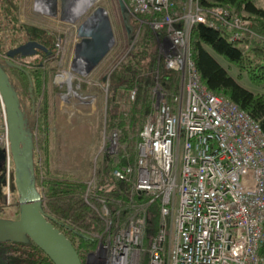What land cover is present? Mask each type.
I'll list each match as a JSON object with an SVG mask.
<instances>
[{
  "label": "built area",
  "instance_id": "built-area-1",
  "mask_svg": "<svg viewBox=\"0 0 264 264\" xmlns=\"http://www.w3.org/2000/svg\"><path fill=\"white\" fill-rule=\"evenodd\" d=\"M120 1L126 14L160 36L159 43L171 39L170 47H162V64L180 75L173 106L152 88L153 106L139 131L135 161L112 169L116 179L130 177L135 190L160 199L162 223L147 264H264L257 252L264 223V134L248 113L200 82L190 58L191 24L214 23L196 0H187L180 13L173 0ZM150 12L158 16L138 17ZM208 12L231 30V40L251 32L246 21L220 6ZM134 94L132 89L128 97ZM116 129L108 130L109 151L117 145ZM0 151L7 194L12 162L1 95ZM140 225L131 221L98 242L102 249L94 248L86 264H136L128 253L139 242Z\"/></svg>",
  "mask_w": 264,
  "mask_h": 264
},
{
  "label": "trees",
  "instance_id": "trees-1",
  "mask_svg": "<svg viewBox=\"0 0 264 264\" xmlns=\"http://www.w3.org/2000/svg\"><path fill=\"white\" fill-rule=\"evenodd\" d=\"M196 1L207 21L214 23V25H208L194 22L189 28L190 58L200 82L212 93L223 96L248 113L258 122L264 134V94L252 92L241 85L217 59V56L223 58L228 67L232 66L237 70L238 76L245 75L251 83L264 88V8L256 7L253 0ZM173 2V8L177 13L184 10L185 0H173ZM19 3L20 0H0V65L7 73L20 103L28 105H26L25 116L32 132L34 177L35 184L42 195L43 209L53 218L52 224L71 242L82 263L85 262L87 253L92 251L98 242L105 241L133 219L140 217L144 222L140 225L139 247L142 248L137 253L135 261L136 264H147L149 246L162 223L160 199L158 197L150 199L149 195L135 190L130 177L116 179L112 174V169L131 165L135 161L139 131L153 106L152 88L157 87L166 97L167 102L174 105V98L178 95L179 72L158 63L156 35L151 29L146 28L142 33V39L130 44L128 51L126 50V57L120 61L121 63L114 65L102 81L106 89L104 91L107 94L109 92V95L112 92L117 94L122 89L126 92L135 90L134 97L128 101L124 117L118 123L111 124L119 131L116 147L108 151L104 144L103 150L98 151L90 178L76 177L70 173L52 172L47 167V146L49 144L47 132L50 128L49 105L51 101L49 95H52L50 92L53 93L55 90L61 92L65 90L55 81L57 64L50 65L51 70L49 71L50 61L42 65L37 63L33 65V61L40 60V58L19 57L23 59V62L31 64V67H22L27 71L31 80V91H28L29 82L26 73L8 64L3 55L9 48L28 40H36L45 46L53 47L56 34L21 22L18 17ZM213 6H220L231 13H237L239 8L242 9L246 13L243 16L251 20V32H245L237 40H231L229 38L231 30L221 25L219 20L208 12ZM157 16L156 12L138 14L141 19ZM126 17L130 27V34L127 37L129 39L138 21L128 14ZM119 43L121 42L117 41V48L116 44L113 47L111 52L113 56L116 55L118 47L122 46ZM56 58L54 51L53 61ZM77 76L81 79L83 77L82 75ZM97 82L100 84V80ZM98 84H92L96 90V97L103 90ZM79 86L84 90L87 84L81 80ZM80 91L78 93H81ZM30 93L33 98V108H31ZM107 102L109 109L113 103L110 99ZM35 148L41 155L37 159ZM2 182L1 178L0 186ZM11 191L14 193L13 186ZM0 199H2L1 191ZM16 213H18V208ZM262 227L263 237L257 246V252L264 260V223ZM74 231L87 235L90 239H83ZM0 264L53 263L27 238L21 242H0Z\"/></svg>",
  "mask_w": 264,
  "mask_h": 264
},
{
  "label": "rangeland",
  "instance_id": "rangeland-1",
  "mask_svg": "<svg viewBox=\"0 0 264 264\" xmlns=\"http://www.w3.org/2000/svg\"><path fill=\"white\" fill-rule=\"evenodd\" d=\"M32 2L33 0H20V10H18V17L21 22L27 20L26 15L30 12V8L27 9V7L25 9V7L28 5V3L29 5H32ZM253 3L256 7L264 8V0H253ZM97 6L102 7L106 11L107 17L111 21L110 25L113 33V42L110 45V50L105 54V57H103L97 66L84 75L80 74V67H75L76 69L71 68L72 43L76 39V26L70 25L69 23L67 24L65 22H62V25L67 27V30L63 31L62 36L57 37L55 41L59 44V48H57L58 50H55L57 61L49 60V71L51 70L50 65L55 66L56 64V72L62 71L61 74L56 77L55 81L59 85H62L65 90L62 91L63 93L60 90H55L53 93L50 92L52 95H49L51 101L49 105L50 128L47 132L49 140V144L47 146V167L50 168L52 172L70 173L76 177L85 179L90 178L95 157L98 154V151L103 150V147L105 146L104 144H106L109 150L111 149L107 145L108 130L117 128L115 126L112 127L111 124L118 123V121L124 117L127 104L130 99L128 97V92L123 89L121 91L119 90L117 94L114 92H112L110 95L109 92L107 94L104 91L106 89L102 85V81L106 78L107 73L113 68V66L126 57V52L128 51L130 44L135 40L142 39V33L147 28L146 26L139 25L137 23L128 39L127 37L128 34H130V27L128 26L127 20H124V14L122 15L118 5V0H92L91 3L86 7V12L88 13V11H92ZM241 10L242 9L239 8L237 13L228 12L230 14L237 15L246 21L247 29L250 30L251 20L248 17L243 16L246 13ZM86 12L83 13L86 14ZM124 16L126 17V13ZM47 24L49 23L47 22ZM159 39L160 36L158 39L156 37L159 54L157 61L162 65V47H167V45L169 46L170 43L167 37L160 40V43ZM117 41H120L121 43L119 44L122 46L118 47L116 55L113 56L111 52L113 51L115 44V47L117 48ZM217 59L221 65L228 69L230 75L234 77L241 85L252 92H261L264 94V88H260L251 83L245 75L238 76L237 70L232 66L228 67L226 61L223 58L217 56ZM77 75H82V79ZM81 80H84L87 84L84 90L79 86ZM98 80H100V84H98ZM95 83L101 85L103 88V90L101 89L102 93H99L98 97H96V90L92 86V84ZM48 89H50L49 85ZM79 91L81 93H78ZM108 99H110L111 103H113L109 109L107 108ZM22 105L25 108L24 104ZM25 105L27 104L25 103ZM109 123L110 125H108ZM117 129L116 131L118 133L119 131ZM35 153H37V156H35L37 159L40 154L36 148ZM1 172L3 181L4 170H2V165ZM9 183H11V179ZM3 184L4 182H2L0 186L2 195V199H0V215L16 218L17 204L15 191L13 193L9 186V191L7 192L9 195L7 197L5 188L2 186ZM135 220L133 219L132 222L136 225L138 223L142 224L143 222V219L140 217L135 218ZM166 230H168L167 225ZM138 241L139 242L137 244H133L134 251H129L128 253V255H132L134 261L137 260V253L142 248L139 247L140 236ZM96 247L97 245L94 248ZM97 248L99 250L102 249L101 247Z\"/></svg>",
  "mask_w": 264,
  "mask_h": 264
},
{
  "label": "water",
  "instance_id": "water-1",
  "mask_svg": "<svg viewBox=\"0 0 264 264\" xmlns=\"http://www.w3.org/2000/svg\"><path fill=\"white\" fill-rule=\"evenodd\" d=\"M35 1V0H34ZM40 1L41 0H36ZM51 6L48 15L60 19L63 11L68 10L69 0H46ZM89 0L87 5L91 3ZM122 15H125L123 4L118 0ZM123 15L124 20L126 17ZM128 30V29H127ZM76 37L73 44L71 68L80 67V74L89 72L106 54L113 42L110 21L105 10L97 6L76 27ZM45 47L36 40H28L6 51L8 57L32 55L36 49ZM8 64L16 66L11 61ZM28 91H31L29 74ZM180 89L182 85L180 83ZM0 95L5 109L9 153L12 161V186L16 195L18 213L16 218L0 217V242H21L30 239L53 264H83L68 238L56 228L53 218L45 213L42 195L35 184L33 167V138L27 124L25 110L18 95L10 83L7 73L0 65ZM31 98V93H30ZM33 108V98L30 99ZM0 158L3 155L0 151ZM11 179V175H10ZM10 183V189H11ZM83 239L89 236L74 231ZM92 252L87 253L86 257ZM86 264V262L84 263Z\"/></svg>",
  "mask_w": 264,
  "mask_h": 264
},
{
  "label": "flooded vegetation",
  "instance_id": "flooded-vegetation-1",
  "mask_svg": "<svg viewBox=\"0 0 264 264\" xmlns=\"http://www.w3.org/2000/svg\"><path fill=\"white\" fill-rule=\"evenodd\" d=\"M68 2V10L67 11H63L62 12V16L60 19L59 17V14L57 12L56 16L59 20H64L70 24H72L73 26L75 25L77 27V25L85 18L87 17L91 11H88V13L86 12V7L81 9V3L82 1L81 0H69L67 1ZM40 4V3H39ZM41 6L44 7V9L46 10V12H51V6L50 4L46 1V0H41ZM81 9V10H80ZM88 9V8H87ZM85 10V11H84ZM86 12V14L84 13ZM84 14V15H83ZM83 17V19H82ZM76 27H75V30H76ZM76 32V31H75ZM42 44V43H41ZM43 45V44H42ZM45 49H36L35 52L32 54V55H28V56H34V57H38L40 58V60H36V61H33V65L35 63H37L38 65H42L43 63L45 64L47 61H49L50 59L53 61V58H54V51L56 50V47H55V44L53 47L51 46H45ZM4 56V59L7 60V61H11L12 63H14L16 65V67H31V64H28V63H25L23 62L21 59H19V57H28V56H12V57H8L6 54L3 55ZM14 57L16 59H14ZM57 61V60H56ZM91 71V70H90ZM62 71H59L56 73V77H58V75L61 74ZM76 94V93H74ZM25 108L23 107V109L25 111H27V107L26 105L24 104ZM32 108V107H31ZM34 112V110L32 109V113ZM1 165H2V159L0 158V181H1V178H2V172H1ZM1 191V189H0ZM0 217H5L4 215H0ZM5 218H13V217H5ZM15 218V217H14ZM85 263V262H84ZM83 263V264H84Z\"/></svg>",
  "mask_w": 264,
  "mask_h": 264
},
{
  "label": "crops",
  "instance_id": "crops-1",
  "mask_svg": "<svg viewBox=\"0 0 264 264\" xmlns=\"http://www.w3.org/2000/svg\"><path fill=\"white\" fill-rule=\"evenodd\" d=\"M185 2H187V0H185ZM32 5H29V3H28V5L25 7V9L27 7H28L27 9L30 8V12L26 15V19L27 20L24 19V20H26V21H24V23H27V24H30V25H34V26H37V27H41V28L46 29V30L51 31V32L54 31L52 33L56 32L55 33L56 34V39H57V37H61L63 31L67 30V27H64L62 25L63 24L62 22H65L67 24H68V22H66L64 20H59L58 18H54L52 16H48V14H47L46 10L44 9V7L41 6V2L40 1H36V0L34 1L33 0ZM19 10H20V7H19ZM23 12H24V8H23ZM47 22L49 24H47ZM70 25H72V24H70ZM75 38H76L75 39V41H76L78 38L77 37H75ZM74 42L72 43V51H73Z\"/></svg>",
  "mask_w": 264,
  "mask_h": 264
},
{
  "label": "bare ground",
  "instance_id": "bare-ground-1",
  "mask_svg": "<svg viewBox=\"0 0 264 264\" xmlns=\"http://www.w3.org/2000/svg\"><path fill=\"white\" fill-rule=\"evenodd\" d=\"M81 1H82L81 6H80L81 9L85 8L86 6H88L87 3H88L89 0H81ZM81 9H80V10H81ZM167 38H168V37H167ZM168 39H169V43H170V44H169V47H170V46H171V39H170V38H168ZM77 67L79 68L78 65H77ZM79 70H80V68H79ZM9 186H10V184H9ZM128 262H130V259L128 260Z\"/></svg>",
  "mask_w": 264,
  "mask_h": 264
}]
</instances>
